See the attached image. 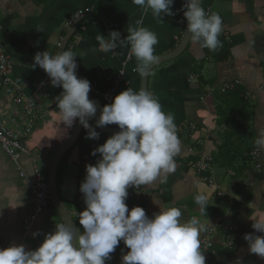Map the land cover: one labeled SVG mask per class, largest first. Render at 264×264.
Segmentation results:
<instances>
[{"label": "crops", "instance_id": "1", "mask_svg": "<svg viewBox=\"0 0 264 264\" xmlns=\"http://www.w3.org/2000/svg\"><path fill=\"white\" fill-rule=\"evenodd\" d=\"M185 2L174 0L171 10L175 15L163 16L161 22L153 17L151 10L145 14L132 0H0V26L4 32L0 38L5 36L6 48L14 64L13 82L22 95L32 97L39 106L32 134L21 140L29 151L18 161L24 176L0 145V248L23 241L24 221L34 212L36 204L31 187L34 167L48 171L49 177L55 155L80 123L77 119L71 128L63 124L56 104L62 87L36 92L37 83L47 76L38 66L35 70L31 67L36 53L50 51L55 55L72 50L77 53L78 78L87 79L104 92L115 84L119 71L130 57V45L118 43L117 55L111 58L109 51L101 50L97 36L108 38L107 23H116L115 31L126 39L128 28L137 27L136 22L142 19L140 26L155 32L159 41L155 46L159 60L149 69L145 90L159 99L165 113L174 115L182 150L175 157L176 171L167 175L166 183L158 180L141 186L138 191L128 190L126 204L130 211L142 207L150 218L160 209L178 207L182 222L197 217L204 226L200 242L212 228L213 255L206 264H264V258L252 254L244 239L246 234L264 236L252 227L255 221L264 219V148H259L262 152L260 173L249 158V153L258 148L255 141L259 133L264 131V0H202L206 12L222 18L223 31L219 40L223 46L209 50L203 46V40L196 42L190 37L182 55L162 61L185 39L187 20L182 10ZM87 8L92 12L82 23L67 27L78 10ZM182 17L183 27L179 22ZM61 39L65 42L59 49L57 44ZM130 58L125 81L118 85L116 96L128 88L137 92L143 88V77L134 70L138 61L134 56ZM228 85L234 89L220 91ZM208 89L214 90L212 95L207 93ZM235 90L238 93L233 100L222 95ZM90 100L96 104L97 113L88 122L99 133V139H87L88 133L83 127L78 139L67 148L57 170L60 197L81 232L84 229L79 223V214L83 212L85 199L80 188L86 178L83 155H90L120 132L118 125L101 130L96 127L105 104L100 96ZM228 105L252 107L245 136L226 126L231 122L227 113L232 108ZM20 110L0 86V116L7 118V128L12 132H23L28 122L27 117L17 115ZM240 120H234L233 127ZM204 157L213 160L215 187H209L205 176L196 171ZM94 159H101L100 154ZM198 191L208 195L207 215L201 214L194 201ZM61 222L63 218L52 202L49 212L39 217L27 235L26 248L38 249L45 235L53 233L56 224ZM34 233L39 235L34 236ZM128 251L130 249L121 241L106 263L122 264V256Z\"/></svg>", "mask_w": 264, "mask_h": 264}, {"label": "clouds", "instance_id": "2", "mask_svg": "<svg viewBox=\"0 0 264 264\" xmlns=\"http://www.w3.org/2000/svg\"><path fill=\"white\" fill-rule=\"evenodd\" d=\"M132 2L145 14L151 10L161 22L163 16L175 15L171 10L174 0ZM182 10L188 22L187 34L193 41L203 40V46L213 51L223 46L219 40L223 31L219 14H208L202 0H186ZM136 23L137 27L128 28L126 39L112 31L108 38L98 35L97 40L105 52L114 50L118 43L130 45L129 56L138 61L134 70L147 77L159 60L155 55L158 36L140 26L142 19ZM76 60L77 53L70 49L55 55L37 52L31 67L43 69L52 86L62 87L56 104L65 127L71 128L78 119L87 130V139H99V133L88 122L97 113L96 104L89 99L90 81L78 78ZM174 120V115L165 113L150 91L128 88L117 95L112 104L102 108L96 127L118 125L120 132L93 150L92 155L99 153L101 159L86 167L87 175L80 188L86 204V210L79 214L84 231L63 215V222L45 235L38 249L26 250V246L16 244L0 248V264H106L121 241L130 249L122 256V264H206L200 242L204 226L197 217L182 222L181 210L168 207L150 218L142 207L130 211L126 204L129 187L147 186L158 180L166 183L167 175L176 171L175 157L182 148ZM255 145L264 148V131ZM194 201L201 214L207 215L208 195L198 191ZM252 227L264 233V219L255 221ZM244 239L252 254L264 258V236L246 234Z\"/></svg>", "mask_w": 264, "mask_h": 264}, {"label": "built area", "instance_id": "3", "mask_svg": "<svg viewBox=\"0 0 264 264\" xmlns=\"http://www.w3.org/2000/svg\"><path fill=\"white\" fill-rule=\"evenodd\" d=\"M92 12L91 8L87 9H80L78 10L73 17L69 20L67 23V27H76L82 21L85 19V17ZM210 11L207 13L209 14ZM181 27H183L184 19L183 17L180 19ZM117 25L114 23H107L106 29L108 33L115 31V28ZM0 34H4L3 28L0 26ZM64 39H61L58 42V48L62 49L64 47ZM117 47L109 51V54L111 58H115L117 55L116 51ZM131 60V58H127L126 63L123 64V68L119 71L117 75V79L115 81V84L108 90L101 92L99 91L98 87L91 84V91L89 93V99L100 96L102 98V102L105 105H110L114 102L117 87L120 83L125 81L126 76V66L128 62ZM14 64L11 59V56L8 54L6 49V39L0 38V86L2 88V91L6 94L12 97V101L21 107L20 112L17 114L18 116H23L28 118V122L25 125V129L23 132H12L8 130L7 128V118L0 116V145L2 147V150L5 152V154L16 164L17 169L20 171L21 176H24L23 169L21 165L18 163L21 155H27L29 154V151L22 145V139L29 137L34 129L35 126V120L38 118V104L36 101L32 99V97H25L22 95L17 89L16 84L13 82V78L11 76V72L13 71ZM193 78V76H191ZM58 89L60 87H54L51 84L50 78L48 75L44 78H42L41 81L37 83L35 86L36 92H41L46 89ZM234 89L233 86H225L221 89V92L225 93L226 91H230ZM214 92L213 89H208L207 93L209 95H212ZM84 158V164H83V174L86 176V167L88 165H91L92 162L98 161L99 159H94V156L92 153L90 155H83ZM250 159L254 163L255 168L257 172H261L262 164V152L259 148H255L250 153ZM212 158L211 157H204L202 161H199V164L196 166V171L199 174H202L205 176V181L208 182L209 187H215L216 181L213 176V166H212ZM19 164V165H18ZM31 187L33 191V195L35 197V208L34 212L29 215L25 221H24V239L19 245L25 246V241L27 239V235L30 234L33 230V227L40 216L45 215L47 212H49L52 204L51 196H50V184L48 181L45 180L43 173L39 168L34 167V178L31 182ZM141 186L138 188L129 187L128 190H140ZM222 196V194L220 193ZM84 210H86V204L84 203L83 206ZM213 229L210 228L207 230V232L203 235L201 238V250L204 252L206 261H209L212 258L213 255ZM26 250H29L26 248ZM111 260V259H110ZM108 260V262L110 261ZM108 264V263H106Z\"/></svg>", "mask_w": 264, "mask_h": 264}, {"label": "water", "instance_id": "4", "mask_svg": "<svg viewBox=\"0 0 264 264\" xmlns=\"http://www.w3.org/2000/svg\"><path fill=\"white\" fill-rule=\"evenodd\" d=\"M188 31V22L186 24V35H185V39L183 41V43L180 45V47L173 53L171 54L168 58L166 59H162V61H166V60H171L174 58H177L178 56L182 55V53L185 51L189 39H190V34H187ZM263 44H264V38L262 40ZM147 80H148V76L147 77H143V81H142V89H146L147 87ZM100 105L103 107L102 102L99 101ZM97 118V117H96ZM83 125L79 123L77 129L75 130V132L73 133L72 137L69 139V141L60 149V151H58V153L55 155V158L53 159L51 166L49 168V184H50V196H51V200L54 204V206L56 207V209L58 210L59 214L61 215V217L64 220V216L66 217V219L69 220V222H71L75 227V222L67 208V206L65 205V203L63 202V200L60 197L59 194V190H58V184H57V170H58V166L59 163L62 159V157L66 154V152L68 151V147H71L74 142L78 139V137L81 134ZM99 129H103V127H99ZM64 215V216H63ZM74 246H75V241H73Z\"/></svg>", "mask_w": 264, "mask_h": 264}, {"label": "trees", "instance_id": "5", "mask_svg": "<svg viewBox=\"0 0 264 264\" xmlns=\"http://www.w3.org/2000/svg\"><path fill=\"white\" fill-rule=\"evenodd\" d=\"M237 93H238V91L235 90L233 92H227L226 94H222V95L227 97L229 100H233L236 98L234 96ZM239 99H241V97ZM228 106L230 108H232V109L228 110L229 112L227 113L231 122H227L226 126L233 129V130L235 129V130L239 131L240 134L242 132V136H245V134H248V131H246V130L248 129V125H249L250 119L252 117V112H253L252 107L250 105H247L246 107L239 106L238 108H233L232 105H228ZM242 116H244L245 118H241ZM238 119H241L239 124H237L235 127H233L234 126V125H232L233 121L238 120ZM250 161H251V159H250ZM42 173H43L45 180L47 181L48 180V171H43ZM58 189L60 191L59 182H58ZM82 210L84 211V208Z\"/></svg>", "mask_w": 264, "mask_h": 264}, {"label": "rangeland", "instance_id": "6", "mask_svg": "<svg viewBox=\"0 0 264 264\" xmlns=\"http://www.w3.org/2000/svg\"><path fill=\"white\" fill-rule=\"evenodd\" d=\"M214 99H215V97H214ZM251 153V152H250ZM250 153H249V158H250Z\"/></svg>", "mask_w": 264, "mask_h": 264}]
</instances>
